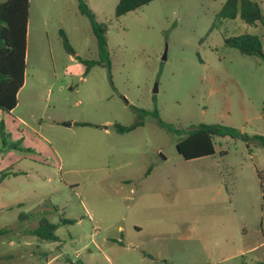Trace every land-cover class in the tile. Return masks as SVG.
I'll list each match as a JSON object with an SVG mask.
<instances>
[{
  "label": "rangeland",
  "instance_id": "1",
  "mask_svg": "<svg viewBox=\"0 0 264 264\" xmlns=\"http://www.w3.org/2000/svg\"><path fill=\"white\" fill-rule=\"evenodd\" d=\"M87 1L111 66L84 74L76 57L98 49L78 0H30L25 85L0 111V175L23 174L0 183V264L264 262V147L215 136V156L186 160L151 114L264 135V61L224 42L254 34L264 52V27L216 20L227 0H155L119 18L118 0ZM44 217L75 223L42 241Z\"/></svg>",
  "mask_w": 264,
  "mask_h": 264
},
{
  "label": "trees",
  "instance_id": "2",
  "mask_svg": "<svg viewBox=\"0 0 264 264\" xmlns=\"http://www.w3.org/2000/svg\"><path fill=\"white\" fill-rule=\"evenodd\" d=\"M153 1L155 0H118L115 15L119 18ZM29 8L30 0H0V111L8 114L17 107L18 94L25 83ZM78 10L81 15L89 19L98 49V60L90 61L76 57L85 68L84 74H87L89 69L96 65L104 64L110 68L111 60L105 25L97 22L95 14L85 0H78ZM237 18L250 26L261 24L264 27V14L259 3L254 0H227L216 15V20H235ZM62 37L65 50L70 55H75L66 35L62 33ZM224 42L226 46L237 49L245 56H256L264 61L262 39L258 35L224 36ZM136 110L140 113V117L149 114L145 110ZM151 114L159 121L161 128L182 137L176 147L186 160L215 156L216 148L213 141L215 136L242 140L247 146L250 141L254 140L264 147V135H249L231 126L205 123L200 124L195 129L184 131L161 120L157 110ZM142 124L143 122H138L132 126L114 124V127L119 133H127ZM20 174L22 173L13 171L2 173L0 182L9 176L17 177ZM258 176L262 179L259 172ZM19 218L25 220L27 216L21 214ZM74 223L75 221L70 219H63L60 223H52L44 217L39 226L31 231V234L42 241L56 242L59 241V237L56 235L59 225ZM5 233L6 231L1 230L0 236ZM254 264H264V262Z\"/></svg>",
  "mask_w": 264,
  "mask_h": 264
},
{
  "label": "crops",
  "instance_id": "3",
  "mask_svg": "<svg viewBox=\"0 0 264 264\" xmlns=\"http://www.w3.org/2000/svg\"><path fill=\"white\" fill-rule=\"evenodd\" d=\"M86 2H88V1L86 0ZM87 4L89 5V3H87ZM89 6H90V5H89ZM24 85H25V83H24ZM21 90H22V89H21ZM21 90H20V91H21ZM19 93H20V92H19ZM18 95H19V94H18ZM13 172H19V173H22V172H20V171H13ZM20 175H23V174H20ZM20 175H19V176H20ZM14 177H15V176H14ZM4 180H5V179H4ZM4 180H3V181H4ZM3 181H2V182H3ZM0 183H1V182H0ZM243 254H245V253L243 252L241 255H243Z\"/></svg>",
  "mask_w": 264,
  "mask_h": 264
},
{
  "label": "built area",
  "instance_id": "4",
  "mask_svg": "<svg viewBox=\"0 0 264 264\" xmlns=\"http://www.w3.org/2000/svg\"><path fill=\"white\" fill-rule=\"evenodd\" d=\"M97 231L96 230H93V232H92V237L94 238L96 235H97ZM78 256V255H77Z\"/></svg>",
  "mask_w": 264,
  "mask_h": 264
}]
</instances>
